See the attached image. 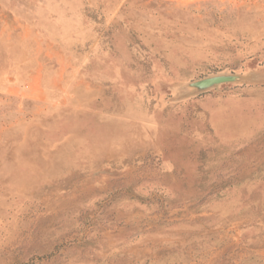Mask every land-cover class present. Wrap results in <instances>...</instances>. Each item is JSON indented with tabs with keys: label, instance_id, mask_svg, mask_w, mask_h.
Masks as SVG:
<instances>
[{
	"label": "rangeland",
	"instance_id": "obj_1",
	"mask_svg": "<svg viewBox=\"0 0 264 264\" xmlns=\"http://www.w3.org/2000/svg\"><path fill=\"white\" fill-rule=\"evenodd\" d=\"M0 264H264V0H0Z\"/></svg>",
	"mask_w": 264,
	"mask_h": 264
},
{
	"label": "water",
	"instance_id": "obj_2",
	"mask_svg": "<svg viewBox=\"0 0 264 264\" xmlns=\"http://www.w3.org/2000/svg\"><path fill=\"white\" fill-rule=\"evenodd\" d=\"M245 77L234 73H214L202 76L187 82V85L193 88L196 92L207 90L220 83L233 82V81H244Z\"/></svg>",
	"mask_w": 264,
	"mask_h": 264
}]
</instances>
